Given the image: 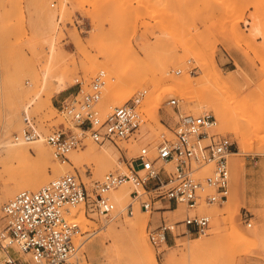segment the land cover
I'll use <instances>...</instances> for the list:
<instances>
[{"label": "rangeland", "instance_id": "rangeland-1", "mask_svg": "<svg viewBox=\"0 0 264 264\" xmlns=\"http://www.w3.org/2000/svg\"><path fill=\"white\" fill-rule=\"evenodd\" d=\"M46 9L52 11L59 22L52 38L61 51L57 49L54 59L45 36L47 34L42 30V17L50 12ZM259 37L261 41L257 40ZM95 62L102 66L90 72ZM50 63L56 65L52 67L57 71H66L70 76L67 89L51 95L49 92L55 84H43L44 71L50 68ZM101 70L106 72L101 103L103 109L110 101L109 82L125 86L123 91L131 92L129 99L139 90L146 89L141 106L146 114L143 126L152 130L147 140L141 141L137 135L130 142H119L117 146L135 143L140 146L131 153L122 147L120 158L125 162V168H114L113 171L128 172L126 161L143 152L149 156L156 155L155 146L161 133L167 131L163 122L174 123L178 118V109L166 105L173 97L180 100V111L183 113L207 111L214 114L216 110L209 104L196 110L201 100L214 102L217 108L234 118L236 124L244 129L241 140L235 132L221 127L217 114H214L219 120L216 130L229 136L233 151L240 152L236 162H233L232 155L230 157V195L225 203L218 206L223 219L222 231L214 240L215 246L204 259L192 263L188 249L181 245L183 242L215 237L210 207L198 209L212 218L206 235L179 236L164 247H155L151 243L148 230L160 225L164 219H183L186 208L181 205L182 216L179 218L175 217V212L167 213L159 208L149 210L144 230L158 264H264V0H0V129L4 108L14 100L12 79L21 77L25 88L21 108L29 106L30 114L44 134L60 128L78 132L75 124L59 112L58 104L72 94L78 84L87 87ZM183 73L189 74L192 84H199L196 89L199 93L194 90L188 96L175 89L176 84L184 81L175 76ZM109 75L112 77L109 78ZM119 75L125 76V79L118 82L117 78L121 80ZM153 93L160 95L159 100H151ZM56 98L58 101H55ZM21 118L23 121L22 111ZM16 132H13V138ZM89 141L92 140L85 139L84 146L74 151L85 150ZM43 142L52 158L48 177L54 173L55 167L68 165L70 173H78L92 190L106 173L112 171L96 178L95 167L74 163L70 154L68 162L59 161L53 148L44 139ZM92 142L98 149L103 147ZM14 163L17 164L16 160ZM8 167L9 162L1 164L0 190L5 188V182L10 187H16L13 180H6ZM125 185L131 191L134 189L130 183ZM232 192L235 201L230 215L225 209H228ZM11 198L0 204V220L4 216L3 205ZM132 203L133 208L129 207ZM80 205H83L86 219L77 215L78 219L70 220L79 223L85 231L83 236H79L82 244L77 252L79 257L75 260L84 264H117L101 250H109L119 242L121 251L126 256L130 253L132 233L123 225L127 224V215L138 214V210L142 209L140 204L129 198L126 209L118 211L116 217V212L107 217L91 212L86 204ZM76 207L79 205L70 209ZM231 219L249 239L237 236ZM95 241L99 243L98 250L101 252L92 255L89 248ZM14 254L21 258L22 264H32L31 256L18 247H15ZM172 254L175 258L169 263L168 256ZM186 255L188 261H185ZM127 260L124 264H145L139 257Z\"/></svg>", "mask_w": 264, "mask_h": 264}, {"label": "built area", "instance_id": "built-area-1", "mask_svg": "<svg viewBox=\"0 0 264 264\" xmlns=\"http://www.w3.org/2000/svg\"><path fill=\"white\" fill-rule=\"evenodd\" d=\"M105 85L106 72L101 70L87 87L78 84L77 90L58 104L59 112L78 132L60 128L44 134L34 117L24 111L23 129L14 139L31 142L43 138L56 159L68 162L69 154L84 146L85 139L118 145L136 138L146 122L141 106L147 90H139L104 113L101 103ZM166 105L178 109V118L174 123L163 122L167 131L161 133L155 156L143 152L129 159L128 172H108L92 190L78 173H66L38 190H24L8 200L0 220V250H9L14 258L4 257L0 264H22L14 254L15 247L29 254L32 264H84L75 260V255L81 245L79 236L85 231L67 218V210L84 203L91 212L110 217L116 209L112 191L127 183L134 187L132 200L146 211L159 208L167 212L180 205L186 208L183 219H164L148 230L155 247L168 246L179 236L206 235L212 218L198 209L220 206L229 199L233 142L216 130L218 120L213 113H183L175 97ZM129 207L133 208V203Z\"/></svg>", "mask_w": 264, "mask_h": 264}, {"label": "bare ground", "instance_id": "bare-ground-1", "mask_svg": "<svg viewBox=\"0 0 264 264\" xmlns=\"http://www.w3.org/2000/svg\"><path fill=\"white\" fill-rule=\"evenodd\" d=\"M46 8L49 9L48 7ZM47 11H50V10H47ZM45 14H46L44 15L45 18L42 17V22H44V24H42V27L44 25V29L42 30L43 31L45 30V33L47 34L45 36L48 37V41L50 44L49 46H51L50 49L52 50L51 51L52 59H54L56 58V55H57V52H56L57 49L61 51V48L56 46L57 45L55 43L56 40L52 38V33H54L53 31L56 30L57 23L59 22H58V18L55 17V14L52 11H50L49 13H45ZM52 63H54V61ZM52 63H50L51 64L50 68L48 67L49 66L48 65L47 68L49 69H47V71L46 70L44 71V79H43V84H55V87H53V89L49 92L50 95L53 93H59L62 90L67 89V87L69 86V81H70V78H69L70 76H68V73L66 71H63V72L57 71L58 70L57 68L54 69L52 67L56 65H52ZM100 66H102V64H100L99 62H95L90 72L97 70ZM111 77L112 76L109 75V78ZM119 77L121 80H118L119 78H117L118 82L125 79V76L123 75L122 77L119 75ZM176 77L177 79H184V81L181 82L180 84H176L177 87L175 89L182 91L185 95L189 96L199 86V84H192L193 80L191 79L188 73H183L179 76H175V78ZM118 82H115V83H118ZM23 84L24 83L21 77H14L12 79L11 93L14 96V100L9 104V106L6 105L7 107L4 108V114H3L4 117L2 121V127L0 129V177H1V164L3 162H9V167L6 170V173L8 175V177H6V180L8 179L13 180L16 183V187L15 188L10 187L8 186V182H5L6 183L5 188L3 190H0V204L3 201L16 196L21 191L38 190L41 187H43V185L49 179L60 177L66 173H70L71 171L67 167L68 165L62 164L58 167H55L54 173L51 175V177H48L47 173H48L52 158H51V155L45 149L43 138H40L35 141H31V142L16 141L13 138V132L15 130L17 132H20L23 129L21 111L22 112L26 111L28 114L30 113L29 106H26L25 109L23 110L21 108L23 92L25 89ZM121 85L122 84L115 86L114 83L109 82L108 91H109L110 101L107 104H105L104 113L111 112L113 107L122 105L123 103L129 100L131 96V92L129 90H127L128 92L127 91L124 92L123 89L125 86L122 87ZM223 85L229 86V84H223ZM196 91H197L196 93H199L198 90ZM159 97H160L159 94L154 95L153 93L150 98L151 100L153 99L159 100ZM208 104L216 110V113L214 114H217L221 122V127L227 128L235 132L237 135V138L240 137L242 140V138L244 137V133L242 131L243 127L241 129L238 123L236 124V121L234 120V118H232L231 116H229L228 114H226L225 112L217 108L216 103L214 102L207 103L206 101L201 100L197 104L196 110L199 111L203 109L204 107H206ZM231 108L233 109V106ZM238 117L240 118V116ZM238 117L236 119H239ZM219 120H218V123H219ZM75 128L77 127L75 126ZM151 134H152L151 127L143 126V129L141 130L139 138L141 141H144V140H147L151 136ZM138 146H140L138 145V143H135L132 145L129 144L127 146L126 145L117 146L113 143H106L103 145L101 149L100 148L98 149L95 143H93L92 141H89L88 146L85 150L80 151V152L72 151L70 153V157L74 163L82 164V165L86 164L89 167H95V177L99 178L106 171H110L114 168H125V162L121 160L120 158L122 147L126 148L128 150V153H131L135 151L138 148ZM239 154L240 152H236V151L232 153L233 162L237 161V157ZM14 160H16L17 164L14 163ZM121 171L126 172L124 170H121ZM3 172L5 173V171ZM130 189L128 188L127 185L124 184L118 189L112 191V199L116 207L114 211L116 212V214L114 215L115 217L118 215L117 213L118 211H123L126 209L125 204L128 201V199L131 198ZM233 192L231 195H233ZM234 201H235V197L233 195L228 202V209L227 208L225 209L230 215H232V206H233ZM70 208L66 212V215L70 220L78 219L79 215L83 217V219H86V216L84 215L85 212H84L83 205H79V207H76L73 209H70ZM182 208L183 207L180 205L179 208H177L176 210L167 211V213L175 212L176 213L175 217L179 218L180 216H182ZM212 208L210 207L212 217L214 220V225H215V237L213 239L204 238V239H199V240H196L190 243H184V242L181 243V245H184L185 248L188 249L189 259L191 260L192 263L198 261L199 259H204L211 252V250L215 246L214 244L215 238L222 231V219L223 218H221L222 216L220 217L222 211L220 212L218 210V205H214ZM76 216L77 218H75ZM127 216H128V219H126L127 224L126 226L123 225V228L128 227L129 232L132 233V235L130 236L131 237L130 238V249H131L130 253H126L127 254L126 256L124 252L121 251L122 246L119 242L115 243L111 249L109 248V250H106V251L101 250V251L105 252L107 257L110 260L116 261L117 264H124V262L126 261V258H128L127 261H131L137 257L142 258L145 264H158V259L156 257V254L153 251V248L144 230L147 211L144 209H140L138 210V214L136 215L129 214ZM231 223L236 228L237 236L244 238V239L250 238L246 233L242 232L237 227L233 219H231ZM254 234H257V232H255ZM98 248H99V243L95 241L91 244L89 248V252L92 255L100 254L101 251H99ZM4 257H10L11 259L14 258V256L11 254L9 250H4V251L0 250V259H3ZM75 257L78 258L79 254L75 255ZM174 258H175V254L168 256L167 262L171 263L174 260ZM185 261H188L187 255L185 256Z\"/></svg>", "mask_w": 264, "mask_h": 264}, {"label": "crops", "instance_id": "crops-1", "mask_svg": "<svg viewBox=\"0 0 264 264\" xmlns=\"http://www.w3.org/2000/svg\"><path fill=\"white\" fill-rule=\"evenodd\" d=\"M250 25H251V20H249L248 28H250ZM257 40L261 41V40H262V38H261V37H259V38H257ZM76 89H77V87L75 86V91H76ZM55 101H58V98H56V100H55Z\"/></svg>", "mask_w": 264, "mask_h": 264}]
</instances>
